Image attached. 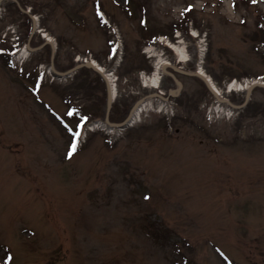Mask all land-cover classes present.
<instances>
[{
  "label": "rangeland",
  "instance_id": "1",
  "mask_svg": "<svg viewBox=\"0 0 264 264\" xmlns=\"http://www.w3.org/2000/svg\"><path fill=\"white\" fill-rule=\"evenodd\" d=\"M245 1L3 0L0 48L12 31L24 33L28 15L39 29L24 69L17 44L0 53V264H264L262 87L237 115L199 77L166 68L181 83L177 97L148 98L152 106L113 142L96 131L78 142L81 113L105 111L97 74L84 66L35 89L21 72L47 67L45 31L55 71L93 59L114 72L117 97L129 102L110 109L112 122L137 98L177 87L165 74L158 89L142 86L154 55L185 72L201 67L221 98L240 105L249 81L264 82V0ZM186 10L193 16L180 34L157 32L182 24ZM151 31L184 45L186 61ZM151 42L158 50L147 58Z\"/></svg>",
  "mask_w": 264,
  "mask_h": 264
},
{
  "label": "water",
  "instance_id": "2",
  "mask_svg": "<svg viewBox=\"0 0 264 264\" xmlns=\"http://www.w3.org/2000/svg\"><path fill=\"white\" fill-rule=\"evenodd\" d=\"M1 1V0H0ZM35 28V23L33 22V25H32V30H34ZM44 44H50L51 46V63H50V67H51V70L55 73V75H57L58 77H65V76H68L70 75L71 73L75 72L78 68H81V67H88V68H91L93 71L97 72L99 75H101L102 77H104V75L102 74V72L99 70V68H97L96 66L94 67L90 62H85L83 64H78L72 68H70L69 70L65 71V72H56L53 68V65H52V57H53V53L55 51L54 49V46L49 42V41H45ZM172 69L174 71H177L179 73H186L188 75H193V76H197L199 77L205 84L206 88L210 91V93L216 98V100L218 102H225L227 104H229L230 106L234 107V108H242L244 107L248 100H249V97H250V94H251V91L255 88V87H262L264 89V82H260V81H253L251 83H249V85L246 87L245 89V95H244V100L243 102L240 104V105H233L231 104L230 102H228V100L226 99H221L217 96V93L215 92V90L213 89V87L210 85V83L208 82L207 78L199 75L198 73L196 72H185V71H182L176 67H172ZM169 75L173 78L174 82L176 83L177 85V88L175 90H169L168 91V95L170 96H174V95H177V93L179 92L180 88H181V83L175 78V76L172 74V73H169ZM108 88H107V98H106V111H105V122L108 123L109 125L111 126H114V127H119V128H124L125 127V124L127 122V120L129 119V115L130 113L128 114V116L120 123H110L109 120H108V112L110 110V107H111V102H112V99L110 97V93L108 92ZM157 97H159L160 99L162 100H166L167 97H162V96H159V95H155ZM142 101V99L138 100L132 107L131 111L133 110V108H135L140 102ZM130 111V112H131Z\"/></svg>",
  "mask_w": 264,
  "mask_h": 264
},
{
  "label": "bare ground",
  "instance_id": "3",
  "mask_svg": "<svg viewBox=\"0 0 264 264\" xmlns=\"http://www.w3.org/2000/svg\"><path fill=\"white\" fill-rule=\"evenodd\" d=\"M42 35L44 37H48L49 39H51V37L48 34H46L45 31H42ZM173 49L175 51L174 54H175L177 61H186L188 55H187V52L184 50L185 49L184 46L177 47L174 45ZM21 53L23 55L27 54V51L24 49V47L22 48ZM157 57H158V62L155 63V71L153 72L152 75H149L146 80H142L143 81L142 84L144 85V87H151V88L155 87L158 84V81L161 77V74L165 73V71H166L165 70L166 60H164L160 55H158ZM90 63L94 67L96 66L100 70L103 71V73H102L104 75V77H102L103 82H105L106 88H108V90H109L108 92L110 93V97H111L112 101H114L116 99V95H115L116 89H115V86L112 84L113 82H115L114 81L115 79H113L114 78V75H113L114 72L109 73L108 71L102 69L95 61H91ZM196 73H198L199 75H201L205 78H208L207 75L202 71L201 67H200L199 71H197ZM208 80H209L208 82H210V84L212 85L213 84L212 80L210 78ZM151 106H152V101H150V100L146 101L145 103L140 104L139 106H136L131 113V116L133 115L132 116V122H136L139 119L142 111L149 109V107H151Z\"/></svg>",
  "mask_w": 264,
  "mask_h": 264
},
{
  "label": "trees",
  "instance_id": "4",
  "mask_svg": "<svg viewBox=\"0 0 264 264\" xmlns=\"http://www.w3.org/2000/svg\"><path fill=\"white\" fill-rule=\"evenodd\" d=\"M242 2H246L245 0H242ZM127 4L130 6V4H131V0H127ZM142 11H144L143 9H142ZM192 13L190 14V11L189 10H186L185 12H184V16H183V18H182V21H183V23L181 24V21L180 22H177V26H172V27H170V28H168L167 29V31H165L164 29H159V31H157L158 33H161V34H164V33H168V34H170L171 33V31H172V29L174 28V29H176V28H183V25L184 26H186V24H187V18L189 19V18H191L192 19ZM28 22H29V24H27V28L25 29V31H24V33H21V36H20V40H19V42H24L25 41V39H26V36H27V34H28V32H29V28H30V20H29V18H28V20H27ZM147 23V20L145 19V14H142V16L140 17V19H139V26L145 31V32H143L144 34H147L146 32H148V30H149V25L148 24H146ZM261 23V22H260ZM181 25V26H180ZM176 27V28H175ZM141 32V34H142V30L140 31ZM155 34V31H151V33H150V35L148 36V37H151L152 35H154ZM253 34L255 35V33L253 32ZM262 36H264V32H262ZM261 40H264V38L263 39H261ZM262 42H264V41H262ZM81 70H84V69H81ZM78 72V71H77ZM76 77H78V76H76ZM97 78H98V81L100 82V83H102V80L100 79V77L97 75ZM72 86H73V81L71 80L70 82H68L67 84H65V87L67 88V89H69V90H72L73 91V89L75 90L76 88H72ZM73 98V94H69V93H67V96H66V98ZM101 101H104V103H105V96H104V98H103V100H101ZM127 102H129L128 100H127V98H125V97H117L115 100H114V102H113V105H112V108H114V106H116V107H118V106H122V105H125V104H127ZM128 105V104H127ZM112 108H111V110H112ZM250 109H251V104L250 103H248V105L245 107V111H250ZM93 114H95V113H93ZM97 115V114H96ZM98 117L100 118V117H103V115L102 114H99L98 115Z\"/></svg>",
  "mask_w": 264,
  "mask_h": 264
},
{
  "label": "snow or ice",
  "instance_id": "5",
  "mask_svg": "<svg viewBox=\"0 0 264 264\" xmlns=\"http://www.w3.org/2000/svg\"><path fill=\"white\" fill-rule=\"evenodd\" d=\"M255 2H256V0H253V3H255ZM189 7H191V6H189ZM76 135H79V133H77ZM76 150H77L76 149V144L73 143L72 146H71L70 151L68 152L69 157H71L76 152Z\"/></svg>",
  "mask_w": 264,
  "mask_h": 264
}]
</instances>
